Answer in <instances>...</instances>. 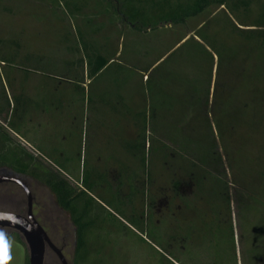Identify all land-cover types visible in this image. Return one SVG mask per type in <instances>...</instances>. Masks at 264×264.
<instances>
[{
  "label": "rangeland",
  "instance_id": "rangeland-1",
  "mask_svg": "<svg viewBox=\"0 0 264 264\" xmlns=\"http://www.w3.org/2000/svg\"><path fill=\"white\" fill-rule=\"evenodd\" d=\"M109 1L0 0V58L9 61L0 62V127L14 149L0 163V177L28 187L34 218L68 264L75 250L70 215L29 171L15 172L17 159L29 155L59 170L77 191L84 190V165L97 181L87 192L97 224L78 264H264V108L251 102L264 95V48L244 33L264 32L254 26L264 16V0L248 12L211 5L154 28L129 24L122 11L129 4L148 16L158 13L157 5L191 0ZM86 53L104 56L112 68L89 80ZM224 72L239 79L233 90L224 88L220 111L217 83L228 84ZM152 82L161 88L155 94L147 86ZM160 92L172 97L170 103L152 102ZM17 96L31 101L21 122L11 118L14 106L16 117L24 111ZM201 97L208 100L210 124L198 135L202 119L190 104ZM43 99L50 106L45 112ZM155 106L160 114L155 131L147 130L149 121L145 126V151L129 152L125 145L143 135L138 115ZM225 112L238 119L233 131L226 118L217 127ZM196 134L211 143L216 164L199 162ZM68 156L65 173L54 162ZM195 163L204 176L200 185L189 180ZM0 212L26 215L22 188L0 184ZM14 233L0 228V264H25L28 248ZM43 264L60 262L47 248Z\"/></svg>",
  "mask_w": 264,
  "mask_h": 264
},
{
  "label": "trees",
  "instance_id": "trees-1",
  "mask_svg": "<svg viewBox=\"0 0 264 264\" xmlns=\"http://www.w3.org/2000/svg\"><path fill=\"white\" fill-rule=\"evenodd\" d=\"M112 1H116L120 3L119 0H111L109 1L108 4L111 5ZM255 1L257 0H191L190 2H187L185 5L178 4L175 7L162 4L160 6L158 5L156 6L158 7L157 14H152V15L149 14L148 16L145 15V11L134 10V8L129 7V4H128L127 6L128 9H126L125 12L122 11V15L123 17H125L127 22H129V24L136 25L137 23H142V24L146 23L147 26L154 28L158 25V22L160 23V22L166 21V22L175 23L176 21L181 20L183 17L185 18L188 16L197 15L199 12L205 10L211 5L222 6V5L230 4L231 8L235 11L243 10L245 12H248L252 3ZM165 7H168V9L164 10L163 8ZM254 26L264 28V16H258V18L254 22ZM244 33H246L247 35L246 38L248 40L251 39L253 40L254 43L257 42L259 45H261L264 48V32L248 31ZM83 47H85L84 49L86 50V46H83ZM230 51L232 52L231 54L233 55L234 50L231 49ZM224 53H225L224 55H226V53L228 52H224ZM217 56L220 59L223 57L220 51L217 53ZM231 56L230 57L228 56L229 61H230ZM86 57H87L86 66L88 69L87 77L89 80L94 81L95 79L100 77L103 73H108V70L112 68L111 64H109V60L102 55H99L96 53L93 55H88L86 53ZM0 62L3 64L6 62L9 63V61H6L4 58H0ZM81 63L82 62L80 60L79 65ZM224 70L225 69H223L222 71ZM224 76L227 77V81H228V84H226V86L222 82H219V83L216 82L218 84V87L221 86L219 94L217 93V102H216L218 103L217 104L219 106L218 110L220 109V111H221L222 105L224 104L225 94L227 93V90H224V88L230 87V91L233 90L234 86L237 84V83L235 84V82L239 79V76H236L235 77L236 81H235L234 78L231 79L230 77L231 75L230 76L226 75L225 72L222 74V78H224ZM147 86L151 94H155L156 92H158L159 89H161L159 85L155 82L148 83ZM163 93L162 94L161 92L158 93L159 96H161L160 100H158V98H157V101H153L151 99L152 102L154 104H159V105H162L164 102H169V100L167 99L171 100L172 97H169V96L167 97L166 95L168 94H165V93L163 94ZM260 97L259 99H256V100L252 99L251 102L255 103L257 101L256 104L264 108V95L263 97L261 98ZM206 100L207 98L204 99V97L203 98L201 97L197 101L194 100V102H197L198 105H195L194 103L190 104L193 109L197 108V115H199L200 120L202 119V121L200 122V124H202V126L199 128L200 130L196 128V130L198 131L197 132L198 135L201 133H204V130L210 124V119L208 118V115L210 113L207 110L208 100L207 101ZM89 101L91 103V100L88 99L87 102ZM14 102L17 106L18 104L20 105V103L22 102L23 104L22 107H24V111H23L21 118L19 116L16 117L17 109L14 106L13 109L11 110V118L13 119L16 118L18 122H21L24 120L25 114L27 112L26 110H27L28 104H30L31 101L27 100L23 96H19V97L17 96L14 98ZM57 104H58L57 107H61L60 105H62L60 102H58ZM47 105H48L47 100L43 99L42 100V111L43 112L47 110ZM8 108H9V102L7 101L6 111L10 110V108L9 109ZM1 112L2 110H0V113ZM3 112L5 111L3 110ZM215 113H217L216 109L215 111L213 110V114L211 112L213 117H215ZM159 114L160 112H159L158 106H155V107H150L149 113L147 114V116L144 113L138 115L139 117H142L143 135L141 137L139 135V139H136L134 142L126 144L125 145L126 150L132 153H139V154L142 153V151H145V145L147 142L145 126L147 122L149 121L147 130L155 131L156 128L154 125L157 124L156 123L158 120L157 116ZM233 115H234L233 112H227V113L225 112V114L221 116V119H216L217 127L219 128V124L221 122H223L222 124H224V118H226V125L229 127V130L233 131L234 127H236L235 124H237L238 122V119H236L235 116ZM262 118L264 119V117ZM12 123L8 122V124L10 125V129L15 131L16 129L15 125ZM151 127L153 128L151 129ZM196 138H197L196 142L193 143L194 144L193 150L196 153L195 155L200 154L199 156H196L199 162L201 164H204V162H208L209 159H211L213 164H216V162L218 161V158H217V154H214L212 148H210L211 143L205 144V142L203 141V137L197 136V134H196ZM11 144H12L11 140L7 137V135L4 133V131H2V128L0 127V163L1 162L3 163L5 161V158L7 157L9 152L10 153L13 152L14 149L12 150ZM149 148H150V145H149ZM148 152L150 154H153L155 152V154L161 157L160 150L154 149L153 151V149H148ZM137 155L138 154H134L132 156L135 157ZM144 157L141 160L143 164H144V159H145ZM26 159L27 161L20 160V159L15 160L16 169L14 170L15 172L19 174H25L27 171H29L34 177L39 179L53 193L58 207L70 215L72 224L75 228V250H74V260L72 264H78V261L81 260L83 256L85 257V252L87 251V248H86L87 238H88L87 235L89 234V231L93 227H95L97 224L94 217L92 218L90 217V213L92 212L93 200L87 194V192H89L90 190L95 189V185L97 184V181L89 178V176L86 174V170H85L86 167L84 165L83 176L81 179L84 190L82 189L80 191H77L69 184V182L66 180V178L63 177V175L61 174L59 170L58 171L53 170L48 167H44L42 165L37 164L36 160L32 156L27 155ZM71 160H72V157L68 156L67 158L63 159L62 163L59 161H56L54 163L58 169L66 173V172H70L68 170L67 165L68 163H71ZM196 168H198V166H196V163L192 164V167H190L191 171H189V173H191V177H189V180L192 181L194 184L200 185L203 183L204 176H201V174H198V172L195 171ZM97 180L101 181V177H98ZM180 185H181V182H177L175 183L174 187L179 190ZM14 235L17 237L18 240H20L19 234L14 233ZM25 264H29L28 256L26 257Z\"/></svg>",
  "mask_w": 264,
  "mask_h": 264
},
{
  "label": "water",
  "instance_id": "water-1",
  "mask_svg": "<svg viewBox=\"0 0 264 264\" xmlns=\"http://www.w3.org/2000/svg\"><path fill=\"white\" fill-rule=\"evenodd\" d=\"M13 183L22 188L27 197V213L0 212V228L12 230L20 235L28 248L29 264H43L46 249H50L60 264H68L61 250L50 240L46 231L37 222L32 213V196L28 187L20 180L12 177H0V184Z\"/></svg>",
  "mask_w": 264,
  "mask_h": 264
},
{
  "label": "crops",
  "instance_id": "crops-1",
  "mask_svg": "<svg viewBox=\"0 0 264 264\" xmlns=\"http://www.w3.org/2000/svg\"><path fill=\"white\" fill-rule=\"evenodd\" d=\"M51 105H52V104H51ZM52 106H53V105H52ZM48 108H50L49 104L47 105V109H48ZM44 148H45V147L43 146L42 149H41V148H38V149H39V150H42V151H45L46 148H45V149H44Z\"/></svg>",
  "mask_w": 264,
  "mask_h": 264
},
{
  "label": "flooded vegetation",
  "instance_id": "flooded-vegetation-1",
  "mask_svg": "<svg viewBox=\"0 0 264 264\" xmlns=\"http://www.w3.org/2000/svg\"><path fill=\"white\" fill-rule=\"evenodd\" d=\"M13 178V177H12ZM16 179V178H15ZM19 180V179H18ZM10 184H13V183H10ZM16 185V184H15Z\"/></svg>",
  "mask_w": 264,
  "mask_h": 264
}]
</instances>
